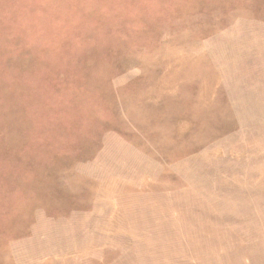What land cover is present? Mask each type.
I'll return each mask as SVG.
<instances>
[{
  "label": "rangeland",
  "instance_id": "obj_1",
  "mask_svg": "<svg viewBox=\"0 0 264 264\" xmlns=\"http://www.w3.org/2000/svg\"><path fill=\"white\" fill-rule=\"evenodd\" d=\"M0 264H264V0H0Z\"/></svg>",
  "mask_w": 264,
  "mask_h": 264
}]
</instances>
